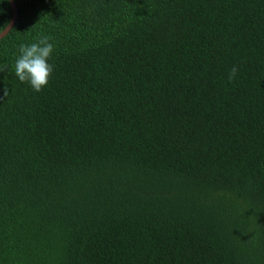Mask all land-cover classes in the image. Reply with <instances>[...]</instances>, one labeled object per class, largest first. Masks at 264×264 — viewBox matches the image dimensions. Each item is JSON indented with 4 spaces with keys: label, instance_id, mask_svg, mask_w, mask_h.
<instances>
[{
    "label": "trees",
    "instance_id": "obj_1",
    "mask_svg": "<svg viewBox=\"0 0 264 264\" xmlns=\"http://www.w3.org/2000/svg\"><path fill=\"white\" fill-rule=\"evenodd\" d=\"M15 3L0 264H264V0ZM41 35L37 93L13 68Z\"/></svg>",
    "mask_w": 264,
    "mask_h": 264
},
{
    "label": "clouds",
    "instance_id": "obj_2",
    "mask_svg": "<svg viewBox=\"0 0 264 264\" xmlns=\"http://www.w3.org/2000/svg\"><path fill=\"white\" fill-rule=\"evenodd\" d=\"M10 26L11 22H8L0 27V36H3ZM53 53L54 45L46 35H41L28 44L21 43L13 68L15 77L21 83H26L34 92H41L50 82L53 67L49 61ZM237 72L238 69L233 67L229 79L235 78Z\"/></svg>",
    "mask_w": 264,
    "mask_h": 264
},
{
    "label": "water",
    "instance_id": "obj_3",
    "mask_svg": "<svg viewBox=\"0 0 264 264\" xmlns=\"http://www.w3.org/2000/svg\"><path fill=\"white\" fill-rule=\"evenodd\" d=\"M10 4L12 6L13 9V15H12V20H11V26L5 31V33L3 34V36H0V40L5 37L10 31L11 29L14 27L17 19H18V10H17V5L15 3V0H10Z\"/></svg>",
    "mask_w": 264,
    "mask_h": 264
}]
</instances>
